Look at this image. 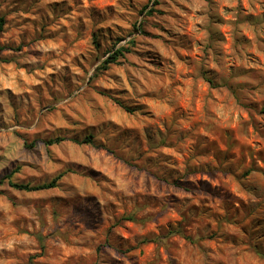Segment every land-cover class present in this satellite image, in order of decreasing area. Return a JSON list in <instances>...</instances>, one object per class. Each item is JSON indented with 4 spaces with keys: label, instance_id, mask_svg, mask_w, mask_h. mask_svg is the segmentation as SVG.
Listing matches in <instances>:
<instances>
[{
    "label": "rangeland",
    "instance_id": "1",
    "mask_svg": "<svg viewBox=\"0 0 264 264\" xmlns=\"http://www.w3.org/2000/svg\"><path fill=\"white\" fill-rule=\"evenodd\" d=\"M0 15V264H264V0Z\"/></svg>",
    "mask_w": 264,
    "mask_h": 264
},
{
    "label": "trees",
    "instance_id": "2",
    "mask_svg": "<svg viewBox=\"0 0 264 264\" xmlns=\"http://www.w3.org/2000/svg\"><path fill=\"white\" fill-rule=\"evenodd\" d=\"M5 26H6V19L4 16L0 15V37L2 35V33L5 30ZM133 43V42H132ZM7 47L2 45L0 42V54L6 49ZM128 52V49L126 47H122L119 48L118 50H116L114 53H112L102 64V66L98 69L99 73H103L104 71L110 70V68L113 65H119L121 64L120 59H124L126 56V53ZM208 82L210 84H214V81L212 79H208ZM116 102L123 107L127 112L129 113H134L136 109H132L126 105H124L121 101H117ZM59 142L58 139L53 140V141H49L48 144H54ZM83 143H87V144H95L93 141V138L91 136L85 138L83 141H81ZM251 171H248L246 173V175H249ZM62 178V176H57L55 177L51 182L49 183H45L42 185H38V186H32L30 184H21V183H16L12 180L9 181V185L16 189V190H20V191H25V192H37V191H43V190H49V189H53L56 188L58 186V182L59 180Z\"/></svg>",
    "mask_w": 264,
    "mask_h": 264
}]
</instances>
